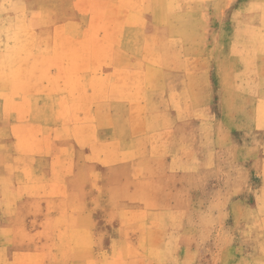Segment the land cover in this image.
I'll use <instances>...</instances> for the list:
<instances>
[{
	"label": "rangeland",
	"instance_id": "374dc122",
	"mask_svg": "<svg viewBox=\"0 0 264 264\" xmlns=\"http://www.w3.org/2000/svg\"><path fill=\"white\" fill-rule=\"evenodd\" d=\"M0 264H264V0H0Z\"/></svg>",
	"mask_w": 264,
	"mask_h": 264
},
{
	"label": "crops",
	"instance_id": "0c3cea01",
	"mask_svg": "<svg viewBox=\"0 0 264 264\" xmlns=\"http://www.w3.org/2000/svg\"><path fill=\"white\" fill-rule=\"evenodd\" d=\"M74 1H77V2H91V1H93V0H74ZM107 2H110V3H119V2H121L122 0H106ZM62 2H65V3H68V0H62ZM73 3H75V2H73ZM131 110V109H130ZM132 112V111H131ZM99 121V120H98ZM96 124V130H98V132H99V137H98V140H100L99 142H103V126H102V123L101 122H97V123H95ZM86 139H87V137L85 136H80V137H78V140H76V141H79L80 142V144H81V146H83V144L85 143V141H86ZM99 142H97L96 143V145H98V143ZM87 143V142H86ZM85 143V144H86ZM150 147H151V145H150ZM81 158L83 159V162H85V166L89 163V162H91V163H95V165L96 166H100L99 164H103L105 161H108V159L110 158L108 155H102V156H100V157H96V158H94V156H93V153L92 152H90V153H87L85 156H81ZM175 158L176 159H178L179 161H180V157H177V156H175ZM89 161V162H88ZM90 163V164H91ZM101 171V170H100ZM100 171H99V169H97V170H95L94 172H93V174L95 175V176H97L98 177V175H100ZM81 174L82 175H85L84 177H85V179H86V177H89L88 176V174H84V172H81ZM175 176L177 177V176H179V177H182L183 178V175H181V174H179V173H176L175 174ZM193 178H195L196 177V175L193 173L192 175H191ZM85 186H87V182H84V184L82 185V187H83V189H82V192L83 193H85L86 192V188H85ZM178 186H176L175 188H173V191H174V189H175V192L176 193H178L179 192V188H177ZM91 190H93V189H95V191L97 192V193H99V194H101L102 192H103V190H104V188L103 187H101L100 186V181L98 180L97 181V183H96V186L93 188V187H91L90 188ZM172 194H173V192H172ZM1 207H3V206H1ZM124 207L127 209V210H129L130 212H136V209H138V210H143L144 212H145V214H146V216L148 217V216H152L151 214H150V212H149V215H148V208L147 207H139V206H137V204H128V205H124ZM176 208L178 209L179 207L178 206H176ZM124 209V208H123ZM118 223V222H117ZM115 224V220H113V225ZM119 224V223H118ZM127 224H128V226H131L132 224H131V221L130 220H128L127 219ZM1 225H2V223H1ZM126 226V225H125ZM129 235L126 237V240H124V239H122V240H120L119 238H116V237H113V236H105V235H98L97 236V238L95 239V241H99V242H101V243H105V242H110V243H114V242H120V241H129L130 239H129Z\"/></svg>",
	"mask_w": 264,
	"mask_h": 264
}]
</instances>
